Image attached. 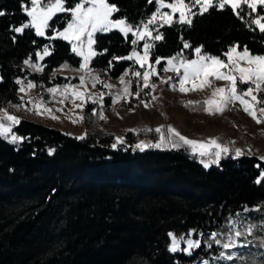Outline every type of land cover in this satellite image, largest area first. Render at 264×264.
<instances>
[{
    "label": "trees",
    "instance_id": "trees-1",
    "mask_svg": "<svg viewBox=\"0 0 264 264\" xmlns=\"http://www.w3.org/2000/svg\"><path fill=\"white\" fill-rule=\"evenodd\" d=\"M119 11L114 18L132 24L147 20L156 10L155 0H108ZM170 2V0H167ZM27 3V0H25ZM75 0H67L71 6ZM246 7V6H245ZM0 108L19 103L16 80L29 75L38 82L54 81L49 75L64 63L80 64L71 44L49 39L67 25L70 16L57 14L46 31L36 36L28 28L16 34L13 28L29 20L21 0H0ZM264 15L246 10L243 18L230 8L210 10L196 17L191 27L174 24L160 28L163 39L154 42L151 61L194 49L220 58L233 45L247 47L253 55H264V34L249 20ZM91 66L106 78L119 77L132 61L133 50L119 30L96 34ZM184 42L191 47L185 49ZM50 46L41 73L23 67L28 58ZM104 50H107L106 52ZM111 62V66H110ZM161 67L164 61L159 64ZM136 88V86H134ZM264 96V93L260 94ZM93 105H86L89 119ZM12 132L24 141L12 144L0 137V264H194L218 254L210 235L224 232L231 216L246 208L264 211V160L257 156H224L218 165L205 168L185 148L144 151L117 145L112 133L90 131L85 139L34 120L21 119ZM128 141L136 135L128 132ZM49 149L54 154L49 155ZM200 235L201 247L192 255L170 252L171 237Z\"/></svg>",
    "mask_w": 264,
    "mask_h": 264
},
{
    "label": "snow or ice",
    "instance_id": "snow-or-ice-1",
    "mask_svg": "<svg viewBox=\"0 0 264 264\" xmlns=\"http://www.w3.org/2000/svg\"><path fill=\"white\" fill-rule=\"evenodd\" d=\"M148 3H153V0H147ZM67 0H21L22 11L30 18L28 23H24L19 27H15L12 31L23 34L25 29L31 28L35 30L36 36H45V30L51 25L57 14H68L70 19L67 21L66 27L62 31H55V35L48 37L49 39L60 38L68 41L72 45V51L82 58V63L77 71L83 73L79 77L78 85H66L63 90L58 88H49L47 91L52 94L53 101L64 104L65 101L70 102L74 109L83 110L84 105L91 101L93 104L99 103L101 109L103 108V93L94 97L87 93V84L91 81L92 87L95 88L97 84H103L104 88L111 90L114 85L104 83L98 74H93L95 69L90 67L92 59L97 55H103V52H97L94 49L96 44V34H104L111 32L113 29L119 30L125 38L131 34L134 39L131 40L133 50L131 54L125 57H113V59H124L133 61L134 65L138 64L140 68L145 69L143 73L139 70L128 69L122 76L119 77V83L123 86L119 92L113 97V103H119L122 99H127L133 95L143 106L147 109L150 107L152 101H157L159 98L155 95L151 96V101H144L140 96V91L149 89L150 93L155 92L157 84L152 80V77H158L156 65L161 64L162 58L157 57L154 63H150V51L154 47L155 41L163 39V34L159 32V28L165 25L171 27L174 24L191 27L196 17L204 16L210 10L224 11L230 8L231 11L240 18L248 10L249 14L256 13L258 6H264V0H155L156 10L145 21L140 24H132L126 18L113 19V14L119 9L108 2V0H75L71 6H66ZM246 6V7H245ZM168 9L169 11H163ZM178 14V15H177ZM7 13L0 10V16H5ZM250 25H255L259 32L264 34V15H259L254 19L249 20ZM150 26H155L150 28ZM155 33V35H153ZM143 41L142 54L136 50L138 42ZM50 46H45L41 52H37L38 60H43L44 57L51 55L49 51ZM188 42H184V48H190ZM239 45L231 46L224 54L227 60L221 59L218 56H213L203 52L202 47L194 49L195 59H186L183 53H178L166 61L164 72H172L179 79L176 82H171L172 77L160 78L159 83L170 84L172 91H179L181 94L190 92H202L206 88L212 86L213 81H224L226 86L216 87L211 96L201 102L187 101L184 107L192 110H202L209 116L223 115L228 110L229 106L237 102L257 125L264 124V55H253L247 47L243 50H238ZM105 52L107 50H104ZM25 65L34 68L36 71H42L43 68L39 63L34 64L31 58L24 61ZM111 66V62H110ZM65 64L63 68H67ZM182 70V74H181ZM133 77L139 78L142 81V88L138 84V90L133 93L130 90L132 80H125L129 73ZM16 84L20 85L19 91L27 94L28 90L36 87L32 82L24 83L21 79H17ZM171 82V83H170ZM190 85V87H189ZM239 85H247L246 88H240ZM84 88L85 91L79 89ZM62 96L63 99L56 100L57 96ZM109 95H112L109 92ZM80 103L77 104L76 101ZM131 101H129L130 103ZM26 104H31L34 109V114L42 115L43 113L50 114V118L56 120L57 117L52 114L53 109L48 106V103L43 98L29 99L27 101L21 98L19 105H13L24 110ZM56 111H63L57 109ZM92 115H98L100 120L106 121L107 117L101 110L99 113L92 112ZM85 119L84 116L75 115L71 118V122L76 124ZM7 121V123H5ZM20 119L8 112V110L0 108V137H3L12 144L22 143L24 137L16 135L12 132L13 126L18 125ZM134 131V130H132ZM147 132L155 131L159 139L155 143L141 141L135 145V148L144 151L146 148H185L193 157H198L200 163L205 168L211 165H218L220 160L230 154V149L227 145L220 143L216 138H209L207 141H198L190 139L181 134L176 128L169 125L167 127V135L163 130V126L153 129H146ZM78 139H85V136L77 137ZM125 143L122 137L116 138V143L112 145L115 149L117 145ZM234 143V142H233ZM54 149H49L48 154L53 155ZM244 153L241 149H235L233 158H238ZM264 159V157H261ZM264 180V172L261 173L257 183ZM247 211V209H246ZM255 211H261L260 208ZM229 231L227 234L212 233L208 248L212 244H216L223 249L217 256L213 257L215 261H240L241 264H248L245 262L243 254L237 255L236 250L249 247L252 243L249 237L259 239V247L264 248V235L255 237V233L260 231L264 233V223L257 225L250 222L239 220V215L234 220L229 222ZM190 236L192 233L189 234ZM172 239V244L169 247L170 252L184 251L187 255H192L193 250L201 247L200 240L177 238L174 234L169 233ZM223 237V240L221 239ZM180 240H185L186 247L181 249L179 247ZM201 264H210V261L205 259ZM251 264H256L252 261Z\"/></svg>",
    "mask_w": 264,
    "mask_h": 264
},
{
    "label": "rangeland",
    "instance_id": "rangeland-1",
    "mask_svg": "<svg viewBox=\"0 0 264 264\" xmlns=\"http://www.w3.org/2000/svg\"><path fill=\"white\" fill-rule=\"evenodd\" d=\"M163 11H169L168 9H164ZM178 15V14H177ZM113 19H118L114 18ZM29 20L26 22L28 23ZM155 26H150V28ZM161 28V27H160ZM159 28V32H160ZM117 30V29H113ZM45 30V36L46 35ZM62 31V30H61ZM161 33V32H160ZM53 33L50 37L54 36ZM155 35V33H153ZM143 41L138 42L135 46L136 50L142 54L143 52ZM72 48V45H71ZM95 49V46H94ZM43 50V49H42ZM42 50L38 51L42 53ZM96 50V49H95ZM240 50V49H238ZM73 52V51H72ZM74 53V52H73ZM75 54V53H74ZM131 54V53H130ZM128 56V55H127ZM170 58V57H168ZM168 58H162L161 62L164 61V65L161 67L160 65H156L157 71L159 73L158 77H152V80L157 84V88L155 92H151L149 89H143L140 91V96L144 101H151V96L155 95L159 99L157 101H152L149 108H145L139 100L132 97H128L127 99H122L119 103H113V97L120 89L123 87L119 83V77L123 75V73L128 69L139 70L141 73L145 69L140 68L138 64L134 65L132 61L131 66H129L119 77L117 78H106L102 75V73L95 69L93 73L98 74L100 79L107 84H112L114 87L109 90L103 87V84H97L95 88L92 87L91 81L87 84V93H90L92 96L97 97L100 93H103V108L101 109L99 103L93 104L91 101H88L83 110L74 109L73 105L65 101L64 104H60L53 101V96L47 90L49 88H58L59 90H63L66 85H78L79 77L83 74L76 69H79L80 64L82 63V58L80 64L77 66H70L68 63H64L58 67L52 69L49 80L54 81L59 78V76L63 77L62 82H52L51 84H47L44 80L40 79L38 82H35L33 79L29 77V75L20 77L27 84L29 81L36 85L35 88L28 90L27 94L19 92L20 101L19 103H11L8 108H4L8 110V112L12 115L17 116L21 119H30L36 122L56 127L73 136H85L90 131H99V132H107L112 133L114 135V139L116 142L117 137H122L125 141L124 144L131 145L134 149L137 143L141 141L155 143L158 141L159 137L155 133V131L147 132L146 129H155L157 127L163 126V130L165 135H167V127L169 125L176 128L181 134L184 136L198 140V141H207L209 138H216L220 143L225 144L230 149V154L226 156H234L235 149L239 148L243 151V155L257 156L261 159L264 157V124L257 125L246 113L243 112L242 107L237 102L234 105L229 106L228 110L224 112L223 115H215L209 116L205 114L202 110V107L199 110H192L191 108L184 107V104L191 101L202 102L208 99L211 96L212 91L216 87H224L226 86V82L224 81H213L212 86L210 88H206L202 92H190L187 94H181L179 91H172L170 88V84H161L159 83L160 78H168L172 77L171 82L178 81V77L172 72H164L163 68L166 67V61ZM196 56H194L195 59ZM223 59V58H221ZM34 64L39 63L44 69L45 64L38 60L37 56L35 58H31ZM227 60V57L224 58ZM43 61V60H42ZM150 63H154L151 61V51H150ZM67 65V68H63L64 65ZM23 67L28 70L30 73H41L42 71H36L34 68L29 67L23 63ZM90 67L91 66L90 63ZM94 69V68H93ZM182 74V70H181ZM132 80V84L130 85V90L135 93L138 90V84L140 88H142V81L139 78L133 77L131 72L128 77H125V80ZM170 82V83H171ZM136 86V88H134ZM190 87V85H189ZM240 88H246L247 85H239ZM20 88V85H19ZM80 91H85L84 88L79 89ZM109 92L112 95H109ZM27 101L29 99H37L43 98L45 102L48 103V106L53 109V113L57 119L53 120L50 118V114L43 113L42 115L34 114V109L31 104H26L25 108L29 110L20 109L17 107H13V105H19L21 103V98ZM63 99L62 96H57L56 100ZM129 101H131L129 103ZM77 104L80 103L79 100L76 101ZM91 103L93 105L91 112L89 114V119H86V105ZM57 109H63V111H56ZM103 111L104 115L107 117L106 121L100 120L98 115H92L93 111L99 113ZM75 115L84 116L85 119L76 124L71 122V118H74ZM7 123V121H5ZM134 130V131H132ZM128 132H133L136 137L133 141L127 142L128 139L126 137ZM10 136V135H9ZM234 142V143H233ZM149 149V148H146ZM145 149V150H146ZM158 149H172V148H158ZM199 160V158L197 157ZM264 160V159H262ZM200 161V160H199ZM259 207L246 208L244 211L239 212L233 216H231L228 220V225L231 220L237 218L239 215V220L244 222H250L253 224L260 225L264 223V211H255ZM229 231V227L225 229L222 234H227ZM220 233V232H215ZM264 235L260 231L255 233V237H260ZM211 236V235H210ZM178 238V237H177ZM181 238V237H179ZM178 238V239H179ZM186 239L200 240V235L195 237L194 234L184 236ZM223 240V237H221ZM249 240L252 243L247 248L236 250L237 255L243 254L245 262L251 264L252 261H255L256 264H264V248L259 247V239H255L253 237H249ZM185 240H180L179 247L181 249L185 248L187 245ZM211 242V241H210ZM172 244V239H171ZM216 245V244H215ZM218 249V254L220 251H223L220 247L216 245ZM194 251V250H193ZM184 252V251H178ZM185 253V252H184ZM193 253V252H192ZM218 254H213L205 258H201L196 261L194 264H201L205 259L210 261V264H241L240 261L228 262V261H215L213 262V257Z\"/></svg>",
    "mask_w": 264,
    "mask_h": 264
},
{
    "label": "water",
    "instance_id": "water-1",
    "mask_svg": "<svg viewBox=\"0 0 264 264\" xmlns=\"http://www.w3.org/2000/svg\"><path fill=\"white\" fill-rule=\"evenodd\" d=\"M18 27H19V26H18ZM16 34L20 35L19 33H16ZM39 61H41V60H39Z\"/></svg>",
    "mask_w": 264,
    "mask_h": 264
}]
</instances>
